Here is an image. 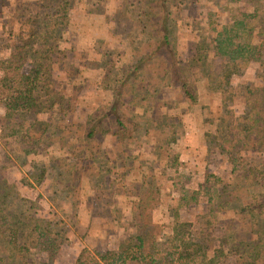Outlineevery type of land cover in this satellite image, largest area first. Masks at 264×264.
I'll return each instance as SVG.
<instances>
[{"label":"rangeland","instance_id":"374dc122","mask_svg":"<svg viewBox=\"0 0 264 264\" xmlns=\"http://www.w3.org/2000/svg\"><path fill=\"white\" fill-rule=\"evenodd\" d=\"M38 1L0 0V66L13 59L8 46L27 42L29 55L22 65V71L28 72L33 62L40 69L35 93L41 106L40 112L34 115L12 112L5 122V130H0L2 232L15 222L33 227L36 221L43 220L55 225L56 229L61 228L63 232L62 243L53 260L34 247L28 248V240L20 238V243H25L27 248L24 251H27L28 262L72 264L83 248L103 252L117 247L125 236L122 226L130 218L131 199L125 196L124 186H116L115 201L107 203L110 199L107 181L113 185L119 183L116 175L121 167H126V160H135V165H142L128 177L124 175L130 167L120 170L124 183L136 180L135 183L143 182L145 185L150 180L147 176L148 166L154 168L155 177L152 180L158 185L159 196L154 220L165 225V234L170 233L169 224L173 218L171 208L177 204L180 187L197 189L205 170L224 180L232 178L235 184L247 187L240 195L242 199L234 201L232 205H244L243 199L264 193V186L252 181L254 177L243 179L242 176L250 165L247 162L255 160L259 167V180L264 174L263 157L260 158L258 154L254 156L250 150V154L242 153L240 159L243 167L230 174L226 155H213L207 150L209 140H215V135L221 136L223 132V124L219 120L222 113L229 108L237 114L242 111L243 87L264 83V0H239L237 3L248 13L246 23L252 35L250 39L259 48L260 58L236 62L233 66L225 58L215 56L211 28L227 23L229 18L238 13L237 5L224 3V0L167 1L171 43L183 76L193 83L198 93L194 104L184 99L178 88L169 84L163 71L157 69V61L160 60L158 54L143 58L148 43L155 41L157 36L154 31H149L151 27L144 30L137 24L135 9L123 11L128 3H136V0H121L125 6L119 9L120 13L114 14L115 20L109 28L113 31L111 34L118 36L114 39L110 36L108 39L107 32L103 31L107 29L108 20L113 19L115 2L118 0H94L97 6L86 0H70L66 25L59 26L62 33L57 35L53 34L52 26L56 17L52 15L57 7L56 1H49V4ZM23 2H27L26 5H22ZM30 2L37 5H29ZM213 11L214 15L210 14ZM24 17H31V21L24 22ZM209 20L213 22L209 23ZM31 33L34 35L30 36ZM88 33H99L102 37L94 39L87 36ZM133 66L138 68L130 78L129 86L132 98L134 95L133 104H138H130L127 114L134 117L138 124L141 122L142 128L138 129L134 142L126 149L129 152L127 159L115 158L117 150L112 146L115 142L105 138L102 140V150L107 155L102 152L95 165H88V161H85L81 165L71 166L68 161L59 168L55 160L63 156L71 158L72 155L66 148L56 144L62 142L68 147L72 145L75 140H71L70 136L74 133V127L66 139L60 138L61 133H50L61 131L65 123H80L89 109L109 98L107 86L116 85L123 70L130 71ZM230 67H235V71ZM132 98L128 103H131ZM0 112L4 113L1 101ZM145 121H148V125L149 121L152 122L148 126L149 133L146 132ZM153 144L154 148L151 147ZM173 158L175 164L168 165V161ZM114 159V163L110 162ZM107 167H112L110 174H107ZM95 171L99 174L93 176L92 183L89 176L83 175L81 183L74 184L76 172L91 174ZM67 181L70 187L66 186ZM91 184L100 186L99 189L106 186V192L101 190L103 198L94 201L93 192L88 191ZM200 192L206 196L205 190ZM80 193L87 198L81 197L75 207L74 198ZM88 196H91V200ZM87 204L91 205L90 211L86 210ZM213 205L205 202L198 210H185L181 215L193 218L199 213L197 211L205 213L210 208L219 219L238 218L234 225L216 232L218 235L223 233L229 242L239 240L245 245L247 241L254 243L264 237V218L237 217L231 209L215 210ZM115 208L119 210L113 214L107 212V209ZM215 223L212 221L210 230L218 229L213 227ZM249 236L251 240H247ZM5 253L0 251V257Z\"/></svg>","mask_w":264,"mask_h":264},{"label":"trees","instance_id":"16d2710c","mask_svg":"<svg viewBox=\"0 0 264 264\" xmlns=\"http://www.w3.org/2000/svg\"><path fill=\"white\" fill-rule=\"evenodd\" d=\"M49 1L52 0H40L37 3L49 4ZM55 1L57 7L52 15L56 17L52 26L54 28L53 34L57 35L60 32L62 33L59 26L66 25L67 12L71 3L70 0ZM167 1L157 0L154 7L141 11L142 17L153 27V31L157 36L155 41L148 43L147 52L143 58L158 54L160 60L157 61V69L163 71L169 84L176 86L184 99L194 104L197 102L198 93L193 83L183 76L178 64L177 53L171 43L168 23L170 11ZM238 1L224 0V3L237 5L236 10L238 13L229 18L227 23L211 28L215 56L225 58L231 66L236 65V62H247L260 58L259 48L250 39L252 35L250 34L249 25L246 23L248 13H246L243 6L239 7ZM26 3L23 2L22 5H26ZM32 4L30 2L29 5ZM210 14L214 15V11ZM28 20L31 21V17H24L23 21ZM211 22L213 21L209 20V23ZM118 23L119 20L116 21V24ZM33 35L34 33H31L30 36ZM26 46L27 42L14 45L11 56L12 61L4 63L5 65L2 67L0 66L2 72L0 77V101L5 108V114L0 116L2 130H5V122L12 116V112H19V115L24 112L33 115L40 112L39 107L41 106L35 93L37 75L40 69L33 62L28 72L22 71V65L26 63L29 55ZM137 68V66H133L130 71L128 69L123 70L116 85L110 87L106 85V89L109 90V98L103 101L102 104H97L96 107L89 109L80 123H65L62 125L63 129L61 131L50 133L51 135L61 133V139L68 137L72 127H74V133H76H71L70 139L75 141L69 147L68 145H62V142L56 144L58 147L66 148L72 155L71 158L66 156L54 158L53 161L56 159L58 167L65 165L68 161L71 166L81 165L85 161H88V165H95L94 163L103 152L102 140L105 138L112 140L113 143L115 142L112 145L117 150L115 158L124 157V159H127L129 152L126 149L128 150L129 144L134 142L138 129L142 128L140 127L141 122L138 124L134 117L127 114L131 108L130 104L132 106L138 104H133L134 95L132 98L129 86L130 78L133 77ZM230 68L235 69V67ZM229 73L227 72V74ZM241 93L243 99L242 111L237 114L234 109L229 108L222 113L219 120L222 121L223 132L221 136L215 135V140H209L207 149L213 155H226L230 174L243 167V162L240 159L242 153L248 152L250 154V150L254 156L258 154L260 158H264V83L245 85ZM131 98V103H128ZM42 106L45 107L44 104ZM155 118L161 121L160 118ZM144 123L147 125L146 132H148V126L150 127L152 122L149 121V125L148 121ZM48 140L51 141L52 138H48ZM154 146V144L151 145L152 148ZM114 161L115 159L110 160L112 163ZM134 162L135 160H126V167H121L118 170L119 173L116 175L118 184L113 185L107 181V190L110 196L107 203L115 201L116 186H124L125 196L128 200L131 199L130 218L122 226L125 236L120 239L115 249H107L103 252L87 248L81 249L72 264H264V237L260 238L259 241H254V243L247 241L245 245H242L239 240L229 242L223 237V233L219 235L216 233L218 230L223 231L225 228L234 225L238 218L219 219L213 214V209L210 208L205 213L200 210L197 211L199 213L196 212L197 214H194L195 217L193 218H190V215L188 217L181 215V213H185V210H198V207L206 202L214 204L215 210L231 209L237 217L243 215L248 216L250 219L264 218V193L250 195V198L243 199L245 201L244 205H232L234 201L242 199L240 195L247 187L243 188L235 184L231 181L232 178L224 180L205 170L197 189L180 187L177 204L171 208L173 218L169 224L170 233L165 234L163 233L165 225L154 220L155 210L159 204L158 185L152 180L155 177L154 168L148 166L147 176L150 180L145 185L143 182L135 183L136 180L130 181V183L125 181L126 184L122 181L123 174L120 175L122 169L131 168L129 172H125L127 174L124 177H128L132 171L142 165H135ZM247 163H250V165L245 169L242 175L243 179L251 176L254 177L252 181L264 186V182H261V179H264V174L257 180L259 167L256 166L255 160ZM169 164L171 166L175 164L174 158L168 161ZM79 168L86 167L79 166ZM111 169L112 167L110 169L107 167V174L111 173ZM81 170L84 171V169ZM95 172L91 174L76 172L73 177L74 184L79 181L81 183L83 175L89 176L92 183L93 176L99 174L98 171ZM66 186L70 187L68 181ZM104 187L106 188V186ZM104 187L99 189L100 186L96 187L93 184L88 187V191L93 192L92 198L94 201L103 198L101 190L106 192ZM202 189L206 191V196L201 194ZM81 197L87 198L83 193L78 194L73 201L75 207ZM88 198L91 200V196H88ZM89 206L91 205H86V210L90 211ZM117 210L119 209H107V212L113 214ZM112 214H109V216ZM212 221L216 222L213 227H218V229H209ZM2 225L0 223V236L2 235L3 238L0 241V251L7 252L0 257L2 264H31L26 258L27 251L24 250H27V248L25 243L21 244L20 238L28 240V248L34 247L43 253L46 258L52 260L62 243L63 232L61 228L56 229V226L49 221H36L33 227H26V224L22 222H15L11 227L4 228V232H2ZM196 228L200 230L196 231ZM251 239L252 237L249 236L247 240ZM3 243L5 244L3 245ZM11 256L13 257L11 258Z\"/></svg>","mask_w":264,"mask_h":264},{"label":"crops","instance_id":"0c3cea01","mask_svg":"<svg viewBox=\"0 0 264 264\" xmlns=\"http://www.w3.org/2000/svg\"><path fill=\"white\" fill-rule=\"evenodd\" d=\"M86 1L87 2L90 1L92 3V5L96 4L94 0H86ZM156 3H157V0H136V3H128L126 5V8L123 11L126 12L128 9H133V10L135 9L137 11V16H136L137 24L139 23V25H141L144 30H147V27H151L149 31L152 33L153 32V30H152L153 27L144 20V18L142 17L141 11L145 10L148 7H154L156 5ZM95 6H97V4ZM95 6H93V7H95ZM124 6H125V3H122L121 0H118V2H115V6H114L115 10H114V13H113V19L110 18L108 20L107 29L103 31V32H105V31L107 32V38L108 39H109V36L112 39L118 38V36L115 33L111 34V32L113 33V31L111 29H109V28L111 27V23L113 24V22H114L113 20H115L114 19V14L120 13L119 9L121 7H124ZM135 29H136V27H135ZM87 36H90L91 38H94V39H98V38L102 37L99 33H95L93 35H92V33H88ZM8 47H9L8 48L9 54H10V56H12L14 48L10 47V46H8ZM143 52H145V48L144 47H143ZM1 114H5V108H4V113L0 112V116H1ZM0 130H2V127H0Z\"/></svg>","mask_w":264,"mask_h":264}]
</instances>
